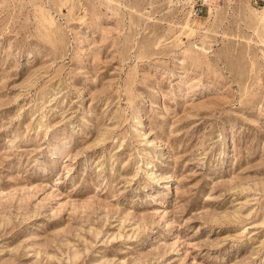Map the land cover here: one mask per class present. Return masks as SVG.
Instances as JSON below:
<instances>
[{
	"label": "rangeland",
	"instance_id": "rangeland-1",
	"mask_svg": "<svg viewBox=\"0 0 264 264\" xmlns=\"http://www.w3.org/2000/svg\"><path fill=\"white\" fill-rule=\"evenodd\" d=\"M0 264H264V0H0Z\"/></svg>",
	"mask_w": 264,
	"mask_h": 264
},
{
	"label": "built area",
	"instance_id": "built-area-1",
	"mask_svg": "<svg viewBox=\"0 0 264 264\" xmlns=\"http://www.w3.org/2000/svg\"><path fill=\"white\" fill-rule=\"evenodd\" d=\"M193 10L195 11L194 13H197V11H200L201 8H200V7H197V6H194V7H193Z\"/></svg>",
	"mask_w": 264,
	"mask_h": 264
},
{
	"label": "bare ground",
	"instance_id": "bare-ground-1",
	"mask_svg": "<svg viewBox=\"0 0 264 264\" xmlns=\"http://www.w3.org/2000/svg\"><path fill=\"white\" fill-rule=\"evenodd\" d=\"M154 173V172H153ZM155 175V174H154ZM160 176V175H159ZM154 177H158V176H154ZM164 177V176H163ZM160 178V177H159Z\"/></svg>",
	"mask_w": 264,
	"mask_h": 264
}]
</instances>
